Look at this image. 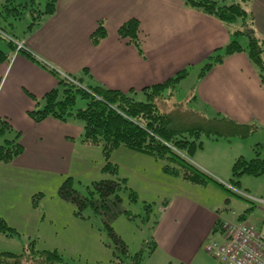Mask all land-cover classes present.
I'll return each mask as SVG.
<instances>
[{"label": "crops", "instance_id": "1", "mask_svg": "<svg viewBox=\"0 0 264 264\" xmlns=\"http://www.w3.org/2000/svg\"><path fill=\"white\" fill-rule=\"evenodd\" d=\"M245 6L253 16L254 33L264 39V0H247ZM132 18L140 25V51L117 34ZM99 23L106 35L93 44L91 35ZM232 38V30L223 22L193 9L185 0H55L54 13L41 16L38 24L24 33L21 44L59 75L126 93L205 64ZM197 84L190 99L199 104L196 111L210 118L226 117L239 125H253L252 133L264 131V84L245 52L227 56L199 76ZM58 88L51 72L19 51L0 64V118L7 119L19 133L18 142L23 147L11 163H0L4 164L0 166V184L9 194L17 187L15 176L44 179L71 172L76 147L82 144L83 125L73 119L61 122L50 117L36 123L28 115L43 107L46 93ZM116 154L127 165L139 156H143L142 162H156L125 148L117 149L114 157ZM235 157L243 155L232 159ZM140 178L150 182L147 177ZM171 180L175 182L172 186L160 185L168 189V198L163 200L153 229L156 248L151 256L157 258L160 252L165 264H194L202 255L203 244L217 232L216 222H222L219 211L226 198L223 189L212 182L197 186L176 177ZM233 218L251 223L243 213Z\"/></svg>", "mask_w": 264, "mask_h": 264}, {"label": "rangeland", "instance_id": "2", "mask_svg": "<svg viewBox=\"0 0 264 264\" xmlns=\"http://www.w3.org/2000/svg\"><path fill=\"white\" fill-rule=\"evenodd\" d=\"M46 1L13 0L14 6H9L5 10L1 4L0 27L8 38L23 43L24 33L32 23L34 14L32 10L43 9ZM227 3H232V0H228ZM239 3L246 9L244 4ZM22 5L26 7L22 9ZM237 23L240 25L236 26V29H239L241 21L237 20ZM230 29L234 33L233 25ZM241 37L243 39L239 41ZM246 39L245 36L237 37V41L244 45L247 44ZM0 49L8 50L6 43L1 40ZM203 64L185 68L188 74L177 85V91L166 97V94L170 93L167 91L164 93L165 98L159 97L155 101L161 112L170 114L176 121L186 126L192 125L195 116H198L195 110H199V104L190 99L198 87L197 82ZM133 97L141 102L147 100L141 91H137ZM85 104L86 100L78 99L74 108H84ZM76 123L81 127L83 125L80 121ZM234 134L235 131L228 133L227 137L201 136L202 148L190 155V161L205 171L199 162L204 164L215 173L207 170L205 172L220 182L230 183L231 166L236 160L232 159L234 156L243 155L245 160H250L254 157L253 149L257 145H261L263 147L261 151L264 152V131L251 133L246 138H239ZM115 153L116 151L109 160L116 165L115 177L102 171L105 160L100 147L81 144L80 147H76L71 172L68 175L56 177L46 174L49 176H45L47 178L44 179L15 176L14 183L17 187L11 194L5 192L0 184V218L5 221L8 228L16 232L15 235H9L0 229V253L20 254L28 244L33 243L35 250L55 251L67 264H117L118 258L124 259V254L121 244L111 233L112 230L126 246L129 256L141 250L146 254L154 240L152 233L162 210L163 200L168 198V189L165 190L160 185H174L175 182L171 179L175 177L164 173L163 165L159 161L150 164L148 161L142 162L143 156H139L138 159L136 157V161L139 162L127 165L123 163V157L118 156L119 154L114 157ZM2 169L0 168V174L3 173ZM165 176L170 178L167 180ZM116 177L120 179V189L105 200L102 199L94 184L101 180L117 181ZM140 177H147L150 182L146 183ZM67 179L75 193L85 198L88 204L78 205L59 196V188ZM233 180L238 182L234 185L233 189H236L234 191L247 194L255 200L262 198L264 176L244 175ZM221 192L226 198L219 211L222 221L236 223L237 220L232 217L243 213L254 226L260 227L264 224V205L238 197L230 190L223 189ZM131 193L135 194V201L131 200ZM218 237V232H215L206 242L217 240ZM201 251L202 255L194 264H219L205 253L204 244ZM159 256L156 258L145 255L140 264H165ZM128 262V259H124L119 264ZM22 264L37 262L27 258Z\"/></svg>", "mask_w": 264, "mask_h": 264}, {"label": "trees", "instance_id": "3", "mask_svg": "<svg viewBox=\"0 0 264 264\" xmlns=\"http://www.w3.org/2000/svg\"><path fill=\"white\" fill-rule=\"evenodd\" d=\"M227 1L185 0V3L193 9L216 18L229 28L233 25L235 29L234 33H232V40L224 47L218 49L215 55L208 57L200 70L199 76H203L227 56L245 52L249 61L255 67L260 81L264 84V39L256 36L252 28V14L239 3L246 5L247 0H239V2L232 0V3H227ZM13 3V0H2L0 5L2 4L1 7L5 10L9 6H14ZM25 7L26 5L24 7L22 5V9ZM54 10L55 0H47L43 9L32 10L34 14L32 15V23L29 28L38 24L41 16L50 15L54 13ZM237 20L241 21L239 29L235 28ZM139 32V21L134 18L123 23L117 30L120 39L127 40L128 43L136 46L138 51H140ZM4 33L5 31L0 27V40L5 42L8 48L7 51L0 49V64L10 59L12 53L17 51L18 44L17 41L8 38L7 34L5 33V35ZM105 35V29L99 23L91 35L92 43L97 44ZM238 36L247 38L246 47H243L237 41ZM19 52L38 62L51 72L59 82L58 89H53L44 95L43 107L28 113L30 118L36 123L42 122L49 117L61 122H67L70 119L82 122L83 134L81 143L101 148L105 160L102 168L103 172L110 173L115 177L117 168L116 165L109 162L110 157L117 149L125 148L159 161L163 165V172L166 174L197 186L212 182L225 190L232 191L236 196L243 199L245 198L240 196L237 191H234L236 189H233L234 185L238 184L233 178H239L244 175L252 177L264 176V152L261 151L263 148L261 145H257L253 149L254 157L252 159L236 158L231 166L232 179L230 183H221L190 161V155L202 148L201 136L227 137L228 133L235 131L236 134L234 135L239 138H246L253 132L254 126L239 125L226 117L209 119L196 110L198 116L194 115L195 121H193L192 125L186 126V124L176 121L170 114L161 112L155 103L156 99L166 95V97L172 96L170 94L176 92L177 85L186 78V69L177 72L162 83L142 88L141 92L146 96L147 100L141 102L133 97V94H136L135 91L124 93L101 85H89L86 83V85H83L81 79L70 76V80L65 79L54 69H49L46 65L40 63L24 47ZM167 91L170 93L165 95L164 93ZM78 99L86 100L84 108H74ZM18 138L19 133L12 129L8 120L0 118V163H11L22 154L23 147L18 142ZM116 180H101L94 184L102 199L105 200L114 191L120 189V179L116 177ZM58 194L62 199L78 205L89 203L85 198H81L75 193L68 179L62 183ZM130 195L131 200L135 201V194L131 193ZM261 197L264 199V185ZM220 225V221H217L214 232L218 230ZM0 229L3 233L8 232L9 235L16 234L14 229L7 227L2 218H0ZM111 233L121 244L124 259H128V264H140L144 256H150L156 248V244L152 240L146 254L141 250L133 256H129L126 246L116 237L112 230ZM27 258L36 261L37 264H67L55 251L35 250L33 243L28 244L27 248L20 254L0 253V264H22ZM118 259L117 264L122 263L124 260L123 258Z\"/></svg>", "mask_w": 264, "mask_h": 264}, {"label": "built area", "instance_id": "4", "mask_svg": "<svg viewBox=\"0 0 264 264\" xmlns=\"http://www.w3.org/2000/svg\"><path fill=\"white\" fill-rule=\"evenodd\" d=\"M23 49L17 44V51ZM61 77L70 78L60 73ZM249 201L264 205V199L255 200L247 194L237 192ZM219 237L204 245V251L219 264H264V227L257 228L252 223L222 221L217 230Z\"/></svg>", "mask_w": 264, "mask_h": 264}]
</instances>
